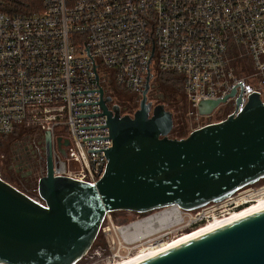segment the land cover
I'll use <instances>...</instances> for the list:
<instances>
[{"label": "built area", "instance_id": "built-area-1", "mask_svg": "<svg viewBox=\"0 0 264 264\" xmlns=\"http://www.w3.org/2000/svg\"><path fill=\"white\" fill-rule=\"evenodd\" d=\"M246 69L253 71L239 76ZM160 73L180 78L191 133L219 123L211 119L220 112L237 116L253 93L264 104V0H43L41 12L0 11V146L16 131H37L43 137L50 132L54 175L96 185L108 160L105 152L88 151L110 149L113 141H84L110 138V131L80 129L107 126V118L77 117L102 110L100 104L77 106L100 103L99 92H76L102 88L107 95L106 84L112 82L142 98L149 74L155 83ZM234 87V97L211 115L199 114L201 101L223 100ZM263 193L264 186L249 188L196 211L180 209L176 229L182 234L229 217ZM34 200L44 204L39 197ZM105 223L118 231L131 225L115 227L111 215ZM104 224L106 233L110 228ZM123 243L118 241L116 252L114 243L91 249L83 260L113 264L133 253L134 244L125 238Z\"/></svg>", "mask_w": 264, "mask_h": 264}, {"label": "water", "instance_id": "water-1", "mask_svg": "<svg viewBox=\"0 0 264 264\" xmlns=\"http://www.w3.org/2000/svg\"><path fill=\"white\" fill-rule=\"evenodd\" d=\"M150 74L139 109L122 115L99 92L113 147L104 177L96 185L54 175L52 134L46 132V175L38 181L43 205L0 177V264H78L93 248L106 216L138 215L178 207L187 212L217 204L264 180V104L253 93L241 113L170 138L173 114L149 102ZM98 80V77H97ZM242 86V84L240 83ZM239 86V85H237ZM236 86V87H237ZM223 100H203L209 116ZM243 91V87H242ZM242 95V92H241ZM237 100L236 112L241 104ZM141 264H264V210L202 235Z\"/></svg>", "mask_w": 264, "mask_h": 264}, {"label": "rangeland", "instance_id": "rangeland-1", "mask_svg": "<svg viewBox=\"0 0 264 264\" xmlns=\"http://www.w3.org/2000/svg\"><path fill=\"white\" fill-rule=\"evenodd\" d=\"M39 1L40 2L38 4V7L32 8L29 12H36V13L41 12L43 0H39ZM252 71H253L252 69L251 70L246 69L243 73H239V76L245 77L247 75H250ZM159 75H162L166 79L170 80V84L161 85L162 86L161 90L157 89V90H155V92H151L150 100L157 102L159 100L158 96L162 97L161 103L164 104V106L167 110H170L173 113L175 130L178 132L180 127L184 128V133H185L184 138H187L191 134V129H190L191 123L188 119L189 106L187 104L183 89L181 88V85H182L181 80L179 77H175L172 75L160 73L157 75V77H159ZM111 77L113 78L112 75H111ZM151 85L153 86V85H155V83L151 82ZM115 87H116V92H115L116 96H118V94H119V95H121V97L122 96L123 97L120 100H117L115 98L114 102L118 101L119 104L122 105V102H126L129 98L133 99L132 95H130L129 93L125 92L124 90L118 88L117 86H115ZM107 92L110 95L113 94L110 91H107ZM115 94H113V96H115ZM226 113H227V110L225 112H220L219 114L214 116L211 119V121H214V122L224 121L225 119H227ZM39 135L40 134L37 131L33 132V131H29V130L28 131L27 130H21V131H18L17 134L11 136L3 144L7 147L9 145L15 144L17 141L25 139L27 136H30V138H28V139L30 140L31 143H33L37 140ZM174 135H176V134L171 133L170 138L175 139ZM2 145L0 146L1 147L0 148V156H3L4 151H6V148H3V150H2ZM45 175H46V161L44 160L43 164H41V166L39 167L38 174L36 175V184L34 187V190H36V191L34 193H29L27 191V185H26L27 183H25L24 181L22 183H15L16 185H13V184L12 185L14 187L18 188L19 190H21L22 192L26 193L31 198L35 199L38 197V193H37L38 181L40 180V178H42ZM263 186H264V180L260 181L259 183L255 184L253 186L247 187L245 189H249V188L259 189ZM245 189H243V190H245ZM243 190H241V191H243ZM164 210L165 209L154 211V212H151V213L145 214V215H138V214L129 213V212H115V213H112L110 215H111V218H112V221H113V224L115 227H125V226L132 224V223L138 222L140 220L146 219L150 216H153V215H156L160 212H163ZM184 218H185V216H184ZM104 227L106 229L110 228V231H107L106 233H103L102 231L100 232V234H99V236H98V238H97V240H96V242L92 248V252L99 250L100 248L105 249L108 247V244L112 246L113 243L115 244L114 252L121 249L120 246L118 245V241L121 242L122 246H124L125 243H123V237L119 234L118 230L113 229L111 227V225H109L108 223H105ZM170 230H171L170 232H169V230H165L161 233L155 234L154 236L148 237V238L143 239L141 241H136V243L133 245L134 250H133L131 257L134 254H136L137 252H139L143 249H146L151 243H153L156 240H159L163 235H167L169 233V235L171 236L170 239H173V238L181 235L179 233V230L176 229V227L175 228L172 227V228H170ZM182 234L186 235L189 233L185 232ZM121 253L124 254L125 249H122ZM106 254H108V253H106ZM103 259H104V257H103ZM98 261H100V260H98ZM88 263H90L89 259L81 261L80 264H88ZM101 264H104V263H101Z\"/></svg>", "mask_w": 264, "mask_h": 264}, {"label": "bare ground", "instance_id": "bare-ground-1", "mask_svg": "<svg viewBox=\"0 0 264 264\" xmlns=\"http://www.w3.org/2000/svg\"><path fill=\"white\" fill-rule=\"evenodd\" d=\"M262 210H264V193L258 201L240 209L229 217L216 218L214 221H211L193 231L187 232L189 234H181L168 242H160L156 240V243H151L146 249L137 252L132 257L129 256L113 264H141L176 248L184 246L202 235ZM181 221L182 212L178 207L174 206L167 208L163 212L156 215L135 222L126 228H121L118 232L123 238L130 240L132 244H135L136 241H141L165 230H170L172 227L175 228L179 226Z\"/></svg>", "mask_w": 264, "mask_h": 264}, {"label": "flooded vegetation", "instance_id": "flooded-vegetation-1", "mask_svg": "<svg viewBox=\"0 0 264 264\" xmlns=\"http://www.w3.org/2000/svg\"><path fill=\"white\" fill-rule=\"evenodd\" d=\"M161 87V85H153L148 92L149 102H152L154 106L161 103L162 97L158 96L159 102H155L150 100V94L157 89L161 90ZM108 88L116 92V87L113 84L108 85ZM132 96V104L134 108L130 113L137 111L142 100L139 96ZM112 99V103L109 107L112 108L113 106L118 105L122 110L121 104H119L118 101L114 102L115 98ZM39 134L37 140L33 143L28 139L30 136H27L25 139L17 141L13 145L6 147L3 144L2 150L3 148H6V151H4L3 156H0V177L11 185H16L15 183H22L24 181L27 183V191L29 193H34L36 191L34 190L36 175L38 174L41 164H43L44 160L46 161L44 137L41 133Z\"/></svg>", "mask_w": 264, "mask_h": 264}, {"label": "trees", "instance_id": "trees-1", "mask_svg": "<svg viewBox=\"0 0 264 264\" xmlns=\"http://www.w3.org/2000/svg\"><path fill=\"white\" fill-rule=\"evenodd\" d=\"M39 2H40L39 0H0V11L6 13L8 15L33 14V13H36V12H29V11L32 8L38 7ZM42 3H43V1H42ZM110 84H113V83L112 82H108L106 85L108 86ZM165 84H170V80L166 79L162 75H159V77H157L156 80H155V85H165ZM181 88L183 89L182 85H181ZM108 91H110L113 94H115V91L111 90L110 88H108ZM113 94L110 95L107 92V96H109L111 98H116L117 100H120L123 97V96L121 97V95H119V94H118V96H116V94H115V96H113ZM131 99L132 98H129L126 102H122V105H121L122 113L129 114L133 110L134 106L132 104V100ZM168 111H170V110H168ZM170 112L172 113V111H170ZM17 132L18 131H16L15 134H17ZM172 134H176V135H174L175 139H178V140L184 139V136H185L184 135L185 134L184 133V128L180 127L178 132L175 130V128H173ZM9 138H7L6 140H8Z\"/></svg>", "mask_w": 264, "mask_h": 264}]
</instances>
